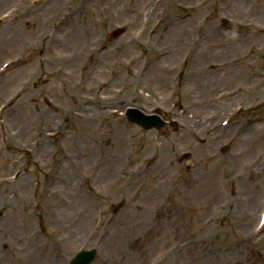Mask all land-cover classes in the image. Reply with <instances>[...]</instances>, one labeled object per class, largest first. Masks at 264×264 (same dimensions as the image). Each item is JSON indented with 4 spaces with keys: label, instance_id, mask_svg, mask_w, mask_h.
<instances>
[{
    "label": "bare ground",
    "instance_id": "obj_1",
    "mask_svg": "<svg viewBox=\"0 0 264 264\" xmlns=\"http://www.w3.org/2000/svg\"><path fill=\"white\" fill-rule=\"evenodd\" d=\"M3 1L0 0V7L5 3ZM160 1L148 0L145 7L137 4L136 10H121L111 0H34L31 7L21 10L24 7L20 3V8L15 6V9L5 10L7 16L0 22L7 26V31L0 36V43L18 45L21 53L31 55L41 51L42 56H21L17 64L22 69L28 68L27 78L19 82L15 75L8 78L0 89L2 93L12 86L17 90L19 103L11 99L10 112L18 114V111L29 109L25 119L8 123L2 129L6 152L0 150V157H6L18 166L22 156L27 161L36 158L44 171L39 200L33 208L25 204L23 197V193L34 192L31 186L16 189L15 183L0 179V209L6 222L2 233L13 240L5 246L6 242L0 239V246L6 249L3 264H63L64 255L52 251L59 241L51 228L60 231L52 225L62 227V232L69 235L73 232L81 234L86 225L85 242L96 238L101 245L100 251L110 253L112 261L115 260L113 264H118L120 258L112 254L111 248L120 234L115 235L114 226L111 236L109 218L105 222L101 218L91 227L94 215L100 213L104 205L115 204L121 207L118 219H122L124 228L127 225L133 227L131 223L142 225L147 219L143 216L142 204L151 203L154 207L173 198L178 157L188 155L185 153L187 147L202 152L199 150L216 141L220 130L211 122L213 114L234 105L237 93L241 95L238 103L247 109H262L264 112V67L261 63L254 72L255 66L247 61L249 54L241 52L246 37H264V0L225 1L231 12L238 8H246V12L253 10V15L260 17L263 23L249 21L251 25L244 26V36L230 34L229 39L233 42L230 48L208 53L199 63L196 62L197 54L207 50L211 40L214 45H219L226 44L228 39L216 32L206 38V26L198 23L194 28L192 16L188 14L187 18L168 15L166 28H157L151 16L156 15ZM170 1L176 3V0ZM199 2L194 6L197 11ZM44 6L46 8L41 10ZM37 12L40 13L36 15ZM159 16L163 21L164 14ZM156 19L159 18L156 16ZM112 21L126 23L132 29L128 38L113 49L100 41L98 31ZM132 49H139L140 56L132 57L129 53ZM148 49L154 50L151 57H145ZM231 51L243 54L216 62ZM5 62L6 59L0 66ZM135 64L138 69H133ZM202 74L205 75L201 79ZM230 79L238 86H231ZM218 82L226 85L206 110L201 101ZM186 84L192 86L193 94L185 91ZM130 85L132 89H129ZM168 88L175 91V107L180 119L177 114L175 116L179 121L180 135L161 143L149 138L145 142L147 146L137 148L139 133L116 118L117 110L129 103H163L161 95L160 99L147 102L143 94L148 92L155 98L165 90L168 95ZM203 110L208 112L202 119ZM254 120L243 129L235 127V138L239 142V152L235 151V156L239 157L237 160L231 156L223 163L215 162V155L206 152L205 164L213 161L216 166H237L253 144L252 138L246 140L250 133L264 136V117L258 119V123ZM175 138L184 139V147H174ZM249 141L251 143L247 145ZM137 152L140 154L132 158ZM197 167L188 174L190 183H200L202 179L196 174L204 176L196 170ZM257 167L264 171V162L258 160ZM95 180L98 184L93 188ZM252 198L249 196L245 201L249 203ZM16 203L22 212H30L26 222H16ZM69 220L72 221L70 225ZM77 221H80L79 227H75ZM37 223L44 228L40 235L36 233ZM15 236L22 243L14 240ZM32 237L42 241V246L38 249L30 247L26 257L21 258L26 239ZM200 244L198 241L197 245ZM47 250L50 253L47 254ZM208 250L203 248V259H196L194 263L210 264L212 257L205 255L210 254ZM191 257L189 252L186 259ZM109 259L102 254L100 261L107 264ZM172 262L170 260L169 264ZM164 263V260L157 261V264Z\"/></svg>",
    "mask_w": 264,
    "mask_h": 264
},
{
    "label": "rangeland",
    "instance_id": "obj_2",
    "mask_svg": "<svg viewBox=\"0 0 264 264\" xmlns=\"http://www.w3.org/2000/svg\"><path fill=\"white\" fill-rule=\"evenodd\" d=\"M111 1L114 3L115 7L122 8L121 10H136L137 4L139 6L142 5L141 8L145 7L148 0ZM225 1L227 0H176V3H172L170 0H161L156 7V15H152L151 20L154 21L157 28H162V30H164L166 28L168 15L187 18V14L189 13L192 16V25L194 28L199 25L198 23L206 26L204 34L206 38L208 37L209 39L210 35L216 32L218 36L228 39L226 44L223 42L219 45H214L211 40L210 46L206 48L208 51L203 49L197 54L196 62L199 63L203 58H206L208 53L211 54V52L214 51L227 50L230 48V45L233 43L232 39H229L231 37L230 34L234 33L236 36H244L246 34L244 26L251 25L249 21L257 24L263 23L260 17L253 15V10L246 12V8L242 10L238 8L235 12H231ZM230 1L233 3L236 0ZM197 2H199L200 6L199 11L194 9ZM2 3L4 4L0 7V21L6 16L4 13L5 10L10 8L15 9V6L20 8V3L22 7H24L20 8L21 10L28 6L31 7V0H5ZM177 3L179 5L178 7H176ZM50 4H53V2ZM186 7L190 9L187 10L185 9ZM44 8H46V6L42 7L41 10ZM38 13L40 12H37L36 15ZM163 14L164 18L162 21L159 15ZM156 16L159 19H156ZM205 18L206 21L203 22ZM223 20L228 22L227 27L222 24ZM46 22H48V20ZM137 22L138 20L135 26ZM237 28L239 29L236 30ZM118 29H124L125 34L116 40H112L110 38V33ZM6 31L7 26L0 22V36L2 34L4 35ZM98 31H100V41H104L105 44L111 45L112 48H110L113 49L119 47L124 38H128L132 29L126 23L112 21L110 24L100 27ZM133 35L136 37L135 34ZM244 40L245 44L241 52L244 51L249 54L247 61H250L255 66V68L252 69L254 72H257V67H259L261 63L264 67V37H246ZM153 51L154 50L150 49L145 57H151L152 54H154L152 53ZM233 51H231L230 54L228 52L224 53L216 62L228 60L231 58V55H233L234 58L236 56L239 57L244 53H240V51H235L233 53ZM20 53L21 50L18 45H4L0 43V63L4 59L10 61V66L5 69L4 73H0V89L8 78L15 75L19 82L27 78L28 68L22 69L18 67L19 65L17 64L21 56H26L28 54L26 58H30L31 56L41 57L42 52H34L32 55L29 52ZM129 53L135 58L140 56L141 51L139 49H132L129 50ZM201 66L203 65L201 64ZM133 69H138V64H135ZM204 75L205 74H202L200 78L202 79ZM208 75L218 74L208 73ZM228 82L231 86H238L237 84H233L231 79ZM238 83L242 86L241 81L238 80ZM16 85L18 84H15V86ZM225 85L226 84L222 82H218L211 86L212 90L210 94H205L204 99L201 101V105L204 109L207 110L208 106L214 103L216 94L220 92ZM191 87L190 84L184 86L186 92L190 91V93L193 94ZM129 89H132L131 85ZM167 90L168 95L165 90H161L155 98L148 94V92L143 94L144 97L147 98V102H149L150 99H160L161 95L164 97L162 100L163 103L153 105L146 103L141 105L129 103L117 110L116 118H119L121 123L126 127L130 126L123 114L127 107H135L143 109L149 114H152L155 110H159L161 113H165L168 119L175 121L178 125L179 121L175 117V114H177L178 118L180 115L175 107L176 97L171 88ZM73 92L75 91L73 90ZM18 96L17 90H14V86L5 92L3 91V93L0 91V107L3 108V111L0 113V129L1 125L5 128L8 123H13L15 121L19 122L20 118L25 119L26 115L29 114V109L18 111V114L16 112H10L9 108H11L12 105H10L9 102L11 99H14L15 102L19 103L17 99ZM240 96L241 95L237 93L234 96V105L224 107L222 111H220L221 113H212L213 118L211 122L216 128L219 127V124L221 126L223 119H226L228 114L235 113V110H233L234 107H241L240 103L237 102H241ZM190 99H194L193 95H191ZM164 100L166 101L164 102ZM205 111L203 110L204 113L201 112L202 119L203 115L208 112ZM256 116L260 118L264 117L262 109H255L247 112L243 111L236 114L234 117L239 120L248 121ZM180 124H182V118ZM133 128L140 135V137L138 136V143H136L137 148L147 146L148 143L145 142L150 140L149 138L155 139V141L159 143L167 142L175 136L180 135L181 132L178 126L176 130L167 128L161 132L154 130L146 132L140 131L134 126ZM221 128L223 127L221 126ZM221 134L224 135L222 141L216 140L212 142L202 150H199L202 152L187 147L185 153L188 155L184 156L181 154L178 157L177 165L179 170H177L178 173L176 172L175 175L176 187L173 198L166 201L164 204H156L154 207L151 206V203H141L144 210L143 216L147 218L142 225L131 223L133 227L127 225V227L124 228L121 223L122 219H118L120 213L119 207L112 204L104 205L100 213L94 215L93 221L90 223L91 227L98 224L101 218L103 222L109 218L111 236L114 226H116L115 235L118 233L120 234V237H117L111 248L112 254L115 253V255L120 258L118 264H157L158 260H164V264H169L170 260H173L171 264H195L194 262L196 259H203V248L209 249L208 251L210 254L207 253L205 255L212 257L210 264H263L264 233L257 242L254 241L253 233H255L257 214L261 212L264 196V171H260L257 167L258 160L264 162V136L250 133L251 136H248L246 140L252 138L253 144L248 154L242 161H239V164L234 168L216 166L212 163L213 161L205 164L203 157L206 152L214 154V161L220 163L225 162L224 160L231 156L234 160L239 158L235 156V151L236 153L239 152V142L235 138V130L231 127L225 133L222 131ZM250 143V141L246 142L247 145ZM185 144L184 139L175 138L174 147L180 149L184 147ZM224 149H226L225 152H223ZM138 154L140 153H134L132 158H135ZM5 158L0 157V178L8 177L14 180V178L19 175L15 182L16 189H21L22 186L28 185L36 192L37 186L40 187V181L43 182L42 172L44 169L40 160L33 158L27 161L21 157L19 167H23V169L16 171L14 168L18 165L14 162L11 163L10 160ZM194 165L198 166L196 170L202 172H199L200 174H204V176H201L195 173L197 177L202 179L200 183H190L188 180L189 171L187 168L189 167V169H191ZM257 172H260V174L256 175ZM95 183L96 180L92 183L94 188L98 182L97 184ZM39 192L40 189H38L36 194H33L31 191L28 194L23 193L25 204L29 208H33V205L39 200ZM249 196H253V198L248 203L245 200ZM158 207H161V209L156 212L155 209ZM29 215L30 212H22L20 210V205L16 203L15 217L17 223L26 222L29 220ZM1 218L2 214L0 212V239L6 242L5 246H9V243L13 240L3 235L2 230L6 226V222L3 223L4 220ZM89 222L90 220L88 223ZM68 223L70 225L72 221L69 220ZM118 223H120V226ZM79 224L80 221H77L75 227H79ZM52 227L60 229V231H57L51 228V230L56 233V238L59 241L54 245L52 251L56 255L67 256L63 264H68L76 252L88 249H95L97 251V256L93 264H102L100 261L102 254L106 258H110L107 264L114 263L115 260L112 261V255L110 253L100 251L101 245L96 238L89 240V243L85 242L84 239H86L87 236V232L85 233L86 225L81 234L73 232L70 235L63 233L62 227H57L56 225H52ZM243 236L252 240H247L245 243H242V241L238 243V240ZM64 237L68 239L66 240ZM14 240L22 243L17 236H15ZM198 241L201 243L200 245H197ZM24 244L26 245V249L23 253H20L21 258L26 257L27 253L30 251V247L40 248L42 246V241H36L35 238L32 237L27 238ZM250 247H253L255 251H251ZM5 252L6 249L0 246V258H4L3 253ZM189 252L192 253V257L186 259ZM46 253L48 254L50 251L47 250ZM222 255L224 257L223 259H221ZM225 256L227 258H225ZM106 262L107 261H105V263Z\"/></svg>",
    "mask_w": 264,
    "mask_h": 264
},
{
    "label": "water",
    "instance_id": "obj_3",
    "mask_svg": "<svg viewBox=\"0 0 264 264\" xmlns=\"http://www.w3.org/2000/svg\"><path fill=\"white\" fill-rule=\"evenodd\" d=\"M93 255V253H92ZM91 259V257L87 258L86 260H84L83 262H79V261H75L73 264H87L89 262V260Z\"/></svg>",
    "mask_w": 264,
    "mask_h": 264
}]
</instances>
